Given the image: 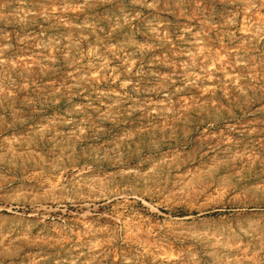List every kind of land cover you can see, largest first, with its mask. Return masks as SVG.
Segmentation results:
<instances>
[{"label": "rangeland", "instance_id": "374dc122", "mask_svg": "<svg viewBox=\"0 0 264 264\" xmlns=\"http://www.w3.org/2000/svg\"><path fill=\"white\" fill-rule=\"evenodd\" d=\"M0 264H264V0H0Z\"/></svg>", "mask_w": 264, "mask_h": 264}]
</instances>
